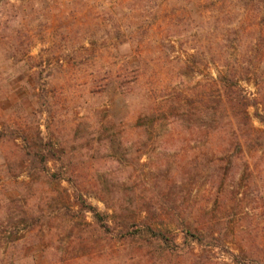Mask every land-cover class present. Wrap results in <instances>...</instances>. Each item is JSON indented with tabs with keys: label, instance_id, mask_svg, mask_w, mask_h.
Masks as SVG:
<instances>
[{
	"label": "rangeland",
	"instance_id": "1",
	"mask_svg": "<svg viewBox=\"0 0 264 264\" xmlns=\"http://www.w3.org/2000/svg\"><path fill=\"white\" fill-rule=\"evenodd\" d=\"M0 132V264H189L119 240L149 201L264 262V0H0Z\"/></svg>",
	"mask_w": 264,
	"mask_h": 264
},
{
	"label": "trees",
	"instance_id": "2",
	"mask_svg": "<svg viewBox=\"0 0 264 264\" xmlns=\"http://www.w3.org/2000/svg\"><path fill=\"white\" fill-rule=\"evenodd\" d=\"M236 100L237 98L233 96L230 100L234 116L237 121L243 120L249 127L250 115L248 112V105L245 103L243 104V100L241 99H238L237 103ZM0 135H2L1 132ZM256 140H259L258 137ZM41 147L42 148L37 149L33 148L34 158L32 161L37 167H40L44 172L48 173V161L51 157L54 158L56 156V152L53 145L49 142L43 144ZM48 178L54 182H61L65 179H71L69 181H72V178H67L64 173L60 172L49 174ZM75 200L81 205L82 210L90 212L96 217L99 225L106 234H109L112 231L107 222L108 216L101 213L97 207L85 200L78 189L77 192H75ZM142 210L147 214L146 220L142 222L134 221L132 223L124 222L123 228L118 234L119 240L125 244H141L143 246L141 249L142 254H144L147 247H151L156 252L159 251L168 258L183 257L189 264H209V259H207L208 263L207 260H204L206 257L209 258V256H198L194 253V244H198L204 248L219 247L222 249H228V240L224 237L222 230L217 232L210 223H201L196 219L193 220V218L188 217L185 211L181 209L180 204L168 207L162 201L161 203L158 202L156 205L149 201L142 204ZM162 214L172 217V221L176 222L177 226L183 233V245L178 243L177 238L172 232L162 230L154 225L152 221H156ZM160 223L164 222L161 220ZM251 254L256 256L251 258V260H246L250 254L248 255L243 251L240 255H234V261L238 264H264L262 256H258V254L254 252H251ZM243 255H245V258Z\"/></svg>",
	"mask_w": 264,
	"mask_h": 264
}]
</instances>
